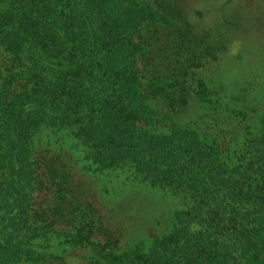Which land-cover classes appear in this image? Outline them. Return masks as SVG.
<instances>
[{"label": "trees", "instance_id": "trees-1", "mask_svg": "<svg viewBox=\"0 0 264 264\" xmlns=\"http://www.w3.org/2000/svg\"><path fill=\"white\" fill-rule=\"evenodd\" d=\"M185 2L0 0V264H24L49 233L93 248L87 264H264V110L203 74L226 47L221 28L249 42L264 6L224 0L197 20ZM77 124L101 166L127 161L182 192L197 228L116 251L119 235L77 196L67 165L33 148L36 128Z\"/></svg>", "mask_w": 264, "mask_h": 264}, {"label": "rangeland", "instance_id": "rangeland-1", "mask_svg": "<svg viewBox=\"0 0 264 264\" xmlns=\"http://www.w3.org/2000/svg\"><path fill=\"white\" fill-rule=\"evenodd\" d=\"M186 1L185 9L187 8L192 18L197 19L198 12L215 18L213 16L219 14L220 8L216 11L208 9L224 0ZM116 2L119 8H123V0ZM233 2L236 6L237 3L242 4L247 10L264 6V0ZM102 26L112 28L109 17L104 18ZM221 29L226 34L223 41V44L227 43L226 47H223L224 50L218 53L215 60L206 64L203 74L209 81L212 80L211 87L215 86L219 92L241 94L240 99L245 100L243 103L255 105L258 111L264 110V28H255L248 36L249 42L239 39V34L227 36L231 34L230 28ZM233 78H238L235 85L232 83ZM215 82H220L219 87ZM225 100L223 99L224 102ZM201 104L202 102L194 98L188 110L195 109L201 114L205 110ZM193 110L191 113H194ZM207 112L209 117L213 115L209 110ZM79 126L77 124L51 128L44 125L36 128L31 139L33 148H47L48 154L59 157V161L67 165L77 196L90 202L97 209L105 227L119 235L116 251L135 250L136 244L141 241V244L148 246L150 242L146 240L170 232L174 227L197 228L194 221H188L191 217H183V213L191 209L192 205L182 192L151 185L153 183L150 179L144 178L134 169V164L127 161L101 166L93 160L92 143L76 134ZM61 238L62 235L54 233L35 238L34 247L37 253L24 264L43 263L51 256L60 258L66 264H87L91 259L95 260L93 248L66 245Z\"/></svg>", "mask_w": 264, "mask_h": 264}]
</instances>
